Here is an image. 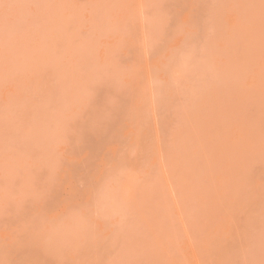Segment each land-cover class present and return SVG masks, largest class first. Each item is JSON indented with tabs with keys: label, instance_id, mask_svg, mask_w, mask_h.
Returning a JSON list of instances; mask_svg holds the SVG:
<instances>
[{
	"label": "rangeland",
	"instance_id": "374dc122",
	"mask_svg": "<svg viewBox=\"0 0 264 264\" xmlns=\"http://www.w3.org/2000/svg\"><path fill=\"white\" fill-rule=\"evenodd\" d=\"M0 264H264V0H0Z\"/></svg>",
	"mask_w": 264,
	"mask_h": 264
},
{
	"label": "bare ground",
	"instance_id": "6f19581e",
	"mask_svg": "<svg viewBox=\"0 0 264 264\" xmlns=\"http://www.w3.org/2000/svg\"><path fill=\"white\" fill-rule=\"evenodd\" d=\"M189 244V243H188ZM189 247H190V244H189ZM190 249V248H189ZM192 254V253H191Z\"/></svg>",
	"mask_w": 264,
	"mask_h": 264
}]
</instances>
